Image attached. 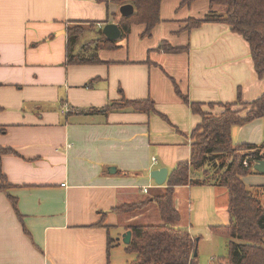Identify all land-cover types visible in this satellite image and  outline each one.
<instances>
[{"label": "crops", "instance_id": "crops-1", "mask_svg": "<svg viewBox=\"0 0 264 264\" xmlns=\"http://www.w3.org/2000/svg\"><path fill=\"white\" fill-rule=\"evenodd\" d=\"M122 5L115 0H0V148L14 151L2 156L10 187L0 189V264L131 262L136 255L123 258L118 239L153 207L161 222L159 211L155 203L137 216L115 208L161 190L165 185L151 178L153 170L165 167L169 177L180 162L191 160V134L202 120L178 95L175 82L204 111L236 102L239 92L245 102L264 93V80L241 34L223 21L186 28L191 18L226 11L209 0L189 5L163 0L161 22L150 36H142L146 25L136 23L128 37L116 40L118 48L99 50L100 63H68L67 27L93 22L83 42L97 39L100 24H120ZM162 42L185 49L167 52L159 49ZM87 50L93 53L95 44ZM124 98L150 99L156 110H104ZM93 108L99 111L90 112ZM232 138L264 143V116L233 127ZM244 181L264 186V173ZM259 195L264 202V191ZM175 205L180 225L197 238L199 263L224 264L229 238L213 228L230 223L228 189L177 186ZM104 217V225H97ZM109 236L116 240L110 250Z\"/></svg>", "mask_w": 264, "mask_h": 264}, {"label": "trees", "instance_id": "trees-1", "mask_svg": "<svg viewBox=\"0 0 264 264\" xmlns=\"http://www.w3.org/2000/svg\"><path fill=\"white\" fill-rule=\"evenodd\" d=\"M163 0H115L119 4L130 3L135 8L134 14L120 19L122 37H128L133 24H145L142 36H150L153 28L161 22V3ZM195 0H182L189 5ZM212 7L223 6L226 11L218 14L207 13L203 19L191 18L187 29L201 26L205 22L223 21L233 32L241 34L249 43L253 63L259 77L264 80V0H209ZM95 23L82 21L71 23L67 29V58L70 64H95L102 60L101 49L118 48L116 41L108 40L100 26L99 38L83 42L87 33L92 31ZM95 44V51L88 54L87 48ZM159 49L167 52H179L185 48L173 47L162 42ZM175 89L194 113L201 115V122L191 134L192 156L187 162H180L170 173L161 190L149 193L138 202L125 203L115 211L134 215L143 213L150 203L157 205L161 222L139 223L127 225L132 231V239L126 245L127 252L134 253L136 258L126 264H200L197 238L189 230L180 225L181 213L175 205V189L181 185H219L229 192L230 223L213 230L227 236L228 255L222 259L224 264H264V202L260 199V191L264 186H248L244 177L253 173H261L254 169V163L264 159V143H235L232 129L242 126L264 116V93L251 102L241 98L233 103H219L223 108L219 113H206L202 104L190 102L182 94L175 82ZM214 105V104H212ZM131 108L135 111H155V103L150 100H128L112 102L105 111ZM91 109L90 112H98ZM167 119L165 116H163ZM14 152L11 148H0V189L7 191L10 184L2 169V156ZM228 161L227 159H229ZM151 188H148V191ZM259 192V193H258ZM15 210H18L17 199L8 193ZM105 217L97 224L103 226ZM116 240L109 236L108 248H112ZM119 241V239H118Z\"/></svg>", "mask_w": 264, "mask_h": 264}, {"label": "water", "instance_id": "water-1", "mask_svg": "<svg viewBox=\"0 0 264 264\" xmlns=\"http://www.w3.org/2000/svg\"><path fill=\"white\" fill-rule=\"evenodd\" d=\"M134 12H135V8L133 4L126 3L120 7L121 18L128 17L134 14ZM102 32L105 35V37L110 41H116L122 35V31L119 23H115V22L106 23L102 28ZM254 169L261 173H264V159L256 161L254 163ZM109 170L116 171V168H110ZM151 178L155 180L158 186H164L168 179V169L163 167L160 169L153 170L151 172ZM122 237H123V242L126 245H129L132 239V231L127 230ZM194 255L197 256V249L195 250Z\"/></svg>", "mask_w": 264, "mask_h": 264}, {"label": "rangeland", "instance_id": "rangeland-1", "mask_svg": "<svg viewBox=\"0 0 264 264\" xmlns=\"http://www.w3.org/2000/svg\"><path fill=\"white\" fill-rule=\"evenodd\" d=\"M89 54H92V52H90ZM212 109H215V107L214 106H212L211 107ZM203 110V109H202ZM218 110V111H217ZM204 111V110H203ZM221 111H223V108L222 107H217L215 110H214V112L213 111H204V112H206V113H209V114H212V113H219V112H221ZM228 161H230L231 159H230V157H229V159H227ZM148 215H149V217H146V218H144V219H142V220H140V221H142L141 223H157L158 221L160 222V220H159V216H158V213H157V211H155V207H153V209H152V212L151 213H147ZM151 214V215H150ZM140 221H139V223H140ZM138 222V221H137ZM158 222V223H159ZM224 238V237H223ZM224 240H225V238H224ZM120 241V244H118V245H120V246H122V248H124V255H122V257L123 258H127L128 260L129 259H131V257H133L134 256V254L133 253H130V252H127V251H125V243L123 242V237H121V239L119 240ZM215 245V244H214ZM207 246H210V244H207V243H203L202 245H201V247H207ZM216 246V245H215ZM115 247V246H114ZM216 247H214V249H215ZM219 249V248H218ZM220 257H224L225 256V244H223V246H222V248H221V252H220ZM227 256V255H226ZM225 256V257H226ZM132 260H133V258H132ZM132 260H129V261H132ZM122 263H126V262H122Z\"/></svg>", "mask_w": 264, "mask_h": 264}, {"label": "built area", "instance_id": "built-area-1", "mask_svg": "<svg viewBox=\"0 0 264 264\" xmlns=\"http://www.w3.org/2000/svg\"><path fill=\"white\" fill-rule=\"evenodd\" d=\"M100 26H101V24H100ZM66 111H69V109H66ZM153 160L156 161V158H153ZM63 185H65V184H63ZM145 189H146V191L148 190V188H145Z\"/></svg>", "mask_w": 264, "mask_h": 264}]
</instances>
